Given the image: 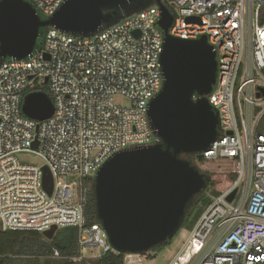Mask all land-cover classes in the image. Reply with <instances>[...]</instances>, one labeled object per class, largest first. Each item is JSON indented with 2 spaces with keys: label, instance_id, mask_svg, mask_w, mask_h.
Masks as SVG:
<instances>
[{
  "label": "built area",
  "instance_id": "1",
  "mask_svg": "<svg viewBox=\"0 0 264 264\" xmlns=\"http://www.w3.org/2000/svg\"><path fill=\"white\" fill-rule=\"evenodd\" d=\"M23 1L46 19L65 0ZM167 3L168 34L205 37L217 62L207 95L217 136L194 162L232 166L169 264H264V0ZM159 18L154 5L92 37L48 28L31 56L0 60V230L76 227L80 255L73 262L117 253L100 224L85 225L80 185L118 152L157 140L147 112L163 81ZM36 92L53 104L42 122L22 113L24 98ZM27 153L39 163L19 159ZM43 167L51 194L43 188Z\"/></svg>",
  "mask_w": 264,
  "mask_h": 264
},
{
  "label": "water",
  "instance_id": "2",
  "mask_svg": "<svg viewBox=\"0 0 264 264\" xmlns=\"http://www.w3.org/2000/svg\"><path fill=\"white\" fill-rule=\"evenodd\" d=\"M154 5L163 33V81L147 115L157 140L118 152L94 177L97 218L110 246L126 255L166 246L181 229L188 205L207 186V175L184 156L202 159L217 136L218 118L207 100L216 80L215 54L205 37L182 40L168 34L173 16L162 0H65L46 19L23 0H0V60L31 56L42 45H37L41 29L92 37ZM52 112L46 93H31L23 100L22 113L30 119L42 122ZM42 171L43 188L51 194V175L46 167ZM56 230L54 226L42 236L50 240Z\"/></svg>",
  "mask_w": 264,
  "mask_h": 264
},
{
  "label": "trees",
  "instance_id": "3",
  "mask_svg": "<svg viewBox=\"0 0 264 264\" xmlns=\"http://www.w3.org/2000/svg\"><path fill=\"white\" fill-rule=\"evenodd\" d=\"M163 3L173 13L167 0H163ZM40 32L42 33V31ZM42 90L47 92L46 87H43ZM191 159V165H193L195 160L193 157ZM205 175L208 177L207 186L195 199V203L187 213L181 229L191 231L201 214L212 202L206 195L209 190L215 187L217 182L211 179V174ZM80 191L85 196V225L100 224L95 208L94 177L83 178ZM213 193L218 195L219 191H213ZM78 234L79 231L76 227L59 228L54 233L53 238L47 240L42 234L34 231L0 230V264H78L79 262L72 261L73 258L80 255L77 245ZM170 243L171 240L166 245ZM162 248L159 247L152 251L157 252ZM54 252L58 253V258L53 257ZM125 257L126 254L122 253H107L100 259L90 260L89 264H125Z\"/></svg>",
  "mask_w": 264,
  "mask_h": 264
},
{
  "label": "rangeland",
  "instance_id": "4",
  "mask_svg": "<svg viewBox=\"0 0 264 264\" xmlns=\"http://www.w3.org/2000/svg\"><path fill=\"white\" fill-rule=\"evenodd\" d=\"M41 37L38 41V44L41 41V38L44 36L45 29H41ZM120 104L127 105V101L124 99H116ZM263 124V123H262ZM19 159L21 161L30 162V163H39L38 158L30 153L19 155ZM195 168L199 170L203 174H211L212 180L216 181L217 184L215 187L207 192V197L212 200L215 199L217 194H214L213 191H221L226 186V174L232 169V166L228 163H220V164H198L197 162L193 163ZM187 209V213L191 210L193 207V204ZM183 229L179 230L177 234L171 239V243L169 245L164 246L161 250H158L157 252L149 251L145 254L141 255H131L128 257H125V264H169L170 260L174 257L176 252L179 250L181 244L183 243L184 239L189 234V231ZM95 252V251H94ZM90 252L88 251L87 255ZM90 259L86 258L81 260L78 264H89ZM84 262V263H83Z\"/></svg>",
  "mask_w": 264,
  "mask_h": 264
},
{
  "label": "flooded vegetation",
  "instance_id": "5",
  "mask_svg": "<svg viewBox=\"0 0 264 264\" xmlns=\"http://www.w3.org/2000/svg\"><path fill=\"white\" fill-rule=\"evenodd\" d=\"M44 34H45V31H44ZM40 42H43V38H41V41ZM190 161L192 160L191 157H187ZM194 161V160H193Z\"/></svg>",
  "mask_w": 264,
  "mask_h": 264
},
{
  "label": "crops",
  "instance_id": "6",
  "mask_svg": "<svg viewBox=\"0 0 264 264\" xmlns=\"http://www.w3.org/2000/svg\"><path fill=\"white\" fill-rule=\"evenodd\" d=\"M183 231H185V230H183Z\"/></svg>",
  "mask_w": 264,
  "mask_h": 264
}]
</instances>
